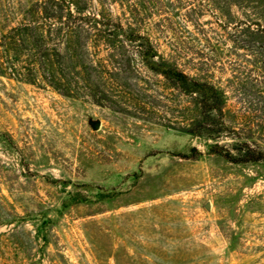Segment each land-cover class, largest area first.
<instances>
[{
    "label": "rangeland",
    "instance_id": "rangeland-1",
    "mask_svg": "<svg viewBox=\"0 0 264 264\" xmlns=\"http://www.w3.org/2000/svg\"><path fill=\"white\" fill-rule=\"evenodd\" d=\"M123 2L113 15L223 94L220 131L186 133L195 99L130 47L96 51L101 84L70 95L1 73L0 264H264V160L224 157L264 154V0Z\"/></svg>",
    "mask_w": 264,
    "mask_h": 264
},
{
    "label": "trees",
    "instance_id": "trees-1",
    "mask_svg": "<svg viewBox=\"0 0 264 264\" xmlns=\"http://www.w3.org/2000/svg\"><path fill=\"white\" fill-rule=\"evenodd\" d=\"M112 2L124 4L123 0H14L11 3L15 11L0 9V74L8 72L28 81L39 75L52 88L70 95L80 88H91L95 78L94 86L101 84L100 64L95 65L92 58L96 51L102 48L118 61L130 47L149 70L195 99L201 119L192 122L186 133H219L220 128H211L210 121L214 114L222 112L223 94L214 85L191 78L162 58L149 36L128 18L122 22L119 15L112 14L108 6ZM11 3L8 0V8ZM127 7L133 19L137 5ZM1 135L5 139L8 133ZM245 147L237 148L238 156L225 150L224 157L232 162L248 161L249 157L250 161L264 160L262 152L252 156L253 150ZM210 151L222 155L218 143L210 145ZM4 221L6 224L10 220Z\"/></svg>",
    "mask_w": 264,
    "mask_h": 264
},
{
    "label": "water",
    "instance_id": "water-1",
    "mask_svg": "<svg viewBox=\"0 0 264 264\" xmlns=\"http://www.w3.org/2000/svg\"><path fill=\"white\" fill-rule=\"evenodd\" d=\"M90 123L92 124L93 129H97L100 125V122L98 120H91ZM209 206V202L206 203V207Z\"/></svg>",
    "mask_w": 264,
    "mask_h": 264
}]
</instances>
